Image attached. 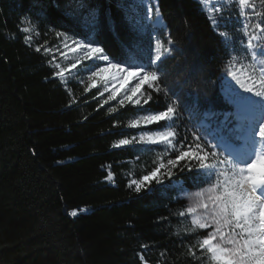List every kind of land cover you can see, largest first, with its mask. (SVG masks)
<instances>
[{"label":"trees","instance_id":"1","mask_svg":"<svg viewBox=\"0 0 264 264\" xmlns=\"http://www.w3.org/2000/svg\"><path fill=\"white\" fill-rule=\"evenodd\" d=\"M86 2L87 8L74 13V0H0V264H213L199 247L208 229L194 223L176 184L192 189L212 180L203 176L204 182H193L187 178L191 173L173 169L171 178L158 173L144 181L140 193L129 187L159 167L164 148L136 138L168 123L133 127L131 119L155 113L154 108L124 104L111 109L97 89L76 84L72 93L56 76L48 55L27 43L23 23L30 20L42 34L53 29L87 41L102 39L113 49L124 48L128 63L144 62L141 53L151 29L140 34L129 20L130 15L142 18L143 7L132 0ZM161 3L166 27L156 31H168L170 20L180 28L183 20L177 17L183 16L195 35L190 44L182 41L181 48L207 54V62L198 63L187 50L183 56L173 53L170 83L212 71L219 75L213 56L231 55L232 48L226 37L213 32L204 4L183 0L178 11L176 0ZM225 14L233 19L227 27L221 22L216 32L226 31L239 46L238 11L233 7ZM105 15L112 23L102 30L94 20ZM109 58L119 63L111 54ZM189 115L185 112L173 129L182 128ZM122 139L132 143L122 145ZM74 210L76 217L70 215Z\"/></svg>","mask_w":264,"mask_h":264},{"label":"snow or ice","instance_id":"2","mask_svg":"<svg viewBox=\"0 0 264 264\" xmlns=\"http://www.w3.org/2000/svg\"><path fill=\"white\" fill-rule=\"evenodd\" d=\"M74 2L77 5L74 13L88 7L86 0ZM197 2L203 4L207 0ZM237 2L243 16L244 38L240 42L243 59L251 57L254 62L244 64L242 59L225 51L224 57L213 56V60L219 63V75L212 71L204 77L185 78L175 84L170 83L169 78V60L176 58L173 53L183 56L187 50L195 55L198 63H206L207 54L199 48H181L182 41L190 44L195 35L191 21L183 16L177 17L183 20L180 28L170 20L168 31H156L163 24L161 0H138L136 7H143V17H129L138 33L151 29L150 38L141 53L142 63H128L124 48L113 49L102 39L88 38L89 42L84 43L64 32L56 35L65 47L71 42L74 49L79 48L85 59L95 57L93 68L88 71L98 68L102 62L107 63L110 67L100 68L96 75L115 69L112 81H120L121 86L129 77L135 76V87L129 90L131 94L125 99L137 106L154 108L156 114L145 116V124L164 121L176 126L184 121L185 112L190 113L182 128L140 137L142 142L146 140L160 145H173L175 140L183 144V148L174 154V159H168L167 165L161 163L150 175L144 176L143 181L133 180L129 187L134 186V191L140 193L145 187L144 181L157 177L161 168L166 169L168 178L176 169L181 174L191 173L187 178L193 182H204L203 176H207L209 181L215 179L214 189L222 188L223 192L210 198L211 207L207 203L201 205L207 210L206 215L194 221L199 228L214 229L200 241L199 247L210 256L213 264H264V173L255 171L256 164L264 162V59L258 60V57L264 58V0H259V9L255 0ZM182 4L183 0H176L178 11L182 10ZM222 9L223 5L221 9L214 6L213 12L217 15L209 21L213 32L221 39L227 36V32H216V29L221 27V22L227 27L233 19L225 16ZM244 9L249 12L245 13ZM91 15L97 17V11L92 9ZM153 16L155 20H152ZM94 22L102 30L112 23L108 15ZM23 31L28 32L29 29ZM35 51L40 52L41 49L36 48ZM110 54L119 63H112ZM131 58H135V52ZM124 63H128V68L121 67ZM236 64L241 65L240 70ZM63 71L56 73L62 80ZM213 76L216 79H212ZM141 88L145 91L140 92ZM114 98L115 90L110 99ZM120 103L123 104L124 100ZM133 124L137 125L139 121ZM130 143L132 141L128 139L120 140L122 145ZM189 211L194 212L195 208ZM70 215L76 217L77 211Z\"/></svg>","mask_w":264,"mask_h":264},{"label":"rangeland","instance_id":"3","mask_svg":"<svg viewBox=\"0 0 264 264\" xmlns=\"http://www.w3.org/2000/svg\"><path fill=\"white\" fill-rule=\"evenodd\" d=\"M132 1L135 4L138 3V0H132ZM255 2L256 5H259V2L257 0H255ZM203 4L212 18L217 15L216 12H213L214 6L216 9H221V6L223 5L222 11L225 16H228L227 14H225L226 11H229L233 7H235L238 11L239 23H240V26L237 27V31H241L239 33V36L241 38L240 40L244 38L243 16L241 15L242 10L240 9L237 0H207V2ZM243 11L245 13L249 12L248 9H244ZM152 20H155V16L152 17ZM25 28L29 29L28 32H25L27 43L34 48H40L41 51H43L45 54L48 55L52 66L56 70V73H58L61 69L64 70L63 80L60 78L59 75L56 76L62 81V83L69 91L73 93V84H76L79 88L87 91L91 89H97L98 95L101 98L102 102L104 104L110 105L111 109L114 107V105L120 106L124 104H132L129 101H127V99H125V96L131 94L129 90L135 87V84L137 82L135 76L129 77L127 81L123 83V86H121L120 81H112V73L116 71L115 69H111L108 73H100V75H96L97 72H100V68L110 67V65H108L107 63L102 62L100 63L98 68H94L93 71H88L87 69L93 68L92 60H94L95 57L93 56L89 59H85L84 54L80 51V49L79 48L74 49L71 42H69L68 46L65 47L61 38L56 35L57 32H55L53 29H50V31H47L45 32V34H42V31L39 29L36 22L30 20H26L23 23V29ZM158 28L164 29V27L161 26H159ZM64 33L70 36L72 39L81 40L84 43L89 42L71 33L68 32H64ZM29 37L30 39H28ZM226 39L228 40L232 48L231 56H236L238 59H242L244 64H251L254 62L252 61L251 57H248L247 59H243L244 52L241 44L239 46H234V44L231 43L229 36H226ZM259 59H264V58L258 57V60ZM112 63L115 62L112 61ZM57 65H59V67H57ZM121 67L128 68L123 65H121ZM236 68L237 70H240L241 65L236 64ZM125 75H127V73H125ZM114 90H115V98L110 99V97L113 96ZM144 91L145 88H141L140 92H144ZM139 95L140 93H137V96ZM135 98L136 97H133V99ZM122 99L124 100L123 104L120 103ZM153 114L156 113H149L147 115H153ZM147 115H141L139 117L131 119L130 125L133 127L150 125V124H145L143 119ZM134 121H139V124L134 125L133 124ZM168 130H174L172 124L170 123H168L165 128L157 131L141 132L139 136L136 138V142L145 145H160V144L148 142L146 140L142 142L140 140V137L142 135L146 136L147 134H152L158 131H168ZM161 146L164 148L163 150H161V153L158 155L159 156L158 159L160 160V164L163 163L165 165H167L166 158L168 155L170 156V154L177 153L182 149L175 144V141H173V145H161ZM169 159H174V158L169 157ZM165 171L166 169L161 168L159 173H162L161 175H163L165 174ZM255 171H257L258 173H264V162L256 164ZM215 183H216L215 179H212L210 184H208L207 186L188 189V188H183L181 186V181L176 182V184L179 187L180 195L187 200L188 211L189 209L195 208L194 212L189 211L193 221L200 219L202 216L206 215L207 210L203 208L201 205L207 203L209 207H211L210 198L219 195L223 192L222 188L214 189L213 186ZM204 229H208V233L214 230L212 227H208Z\"/></svg>","mask_w":264,"mask_h":264},{"label":"bare ground","instance_id":"4","mask_svg":"<svg viewBox=\"0 0 264 264\" xmlns=\"http://www.w3.org/2000/svg\"><path fill=\"white\" fill-rule=\"evenodd\" d=\"M160 26L165 28V22L163 21V24H162V25H160Z\"/></svg>","mask_w":264,"mask_h":264},{"label":"water","instance_id":"5","mask_svg":"<svg viewBox=\"0 0 264 264\" xmlns=\"http://www.w3.org/2000/svg\"><path fill=\"white\" fill-rule=\"evenodd\" d=\"M163 18V17H162ZM163 21H164V19H163ZM165 22V21H164ZM165 26H166V22H165Z\"/></svg>","mask_w":264,"mask_h":264}]
</instances>
